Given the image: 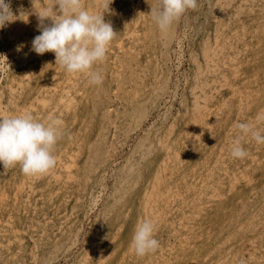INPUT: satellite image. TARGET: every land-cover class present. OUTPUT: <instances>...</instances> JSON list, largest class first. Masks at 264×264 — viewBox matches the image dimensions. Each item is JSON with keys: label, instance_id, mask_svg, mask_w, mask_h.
I'll list each match as a JSON object with an SVG mask.
<instances>
[{"label": "rangeland", "instance_id": "374dc122", "mask_svg": "<svg viewBox=\"0 0 264 264\" xmlns=\"http://www.w3.org/2000/svg\"><path fill=\"white\" fill-rule=\"evenodd\" d=\"M104 3L81 0L116 33L92 85L32 51L35 11L55 0H10L0 118L56 120L62 135L45 175L0 163V264H264V143L236 127L264 135V0H197L166 31L159 0ZM145 220L159 247L141 257Z\"/></svg>", "mask_w": 264, "mask_h": 264}, {"label": "clouds", "instance_id": "9594fccd", "mask_svg": "<svg viewBox=\"0 0 264 264\" xmlns=\"http://www.w3.org/2000/svg\"><path fill=\"white\" fill-rule=\"evenodd\" d=\"M110 3L111 0H105L106 10ZM196 7L197 0H159V9L153 12V19L161 31H166L187 10ZM35 12L42 27L32 41V51L38 55L52 52L56 64L66 72L82 73L88 77L89 84H101L103 77L100 71L94 70V65L104 61L116 36L111 23L105 22L103 15L90 13L82 7L81 0H55L54 8L45 7ZM15 19L10 0H0V29ZM46 19L51 20L50 26H43ZM236 127L244 134L251 133L257 143H264V135L248 123H238ZM61 135L56 120L45 124L30 114L0 118V163L5 171L19 165L25 176L45 175L56 166L52 153ZM247 155L237 139L231 156L243 159ZM153 233L154 225L150 221L137 225L131 241L137 256L158 249L159 241Z\"/></svg>", "mask_w": 264, "mask_h": 264}, {"label": "bare ground", "instance_id": "6f19581e", "mask_svg": "<svg viewBox=\"0 0 264 264\" xmlns=\"http://www.w3.org/2000/svg\"><path fill=\"white\" fill-rule=\"evenodd\" d=\"M122 1V0H121ZM24 4V3H23ZM30 5H32V4H30ZM29 5V6H30ZM42 6V5H41ZM38 10H39V8H38ZM28 12V11H27ZM29 13V12H28ZM30 14V13H29ZM16 15V14H15ZM18 15V14H17ZM133 21V20H132ZM134 21H136V20H134ZM134 23V22H133ZM136 23V22H135ZM15 25V24H14ZM134 26V25H133ZM24 27V26H23ZM12 33V32H11ZM18 33V32H17ZM9 35V34H8ZM131 35V34H130ZM11 37V36H10ZM9 39H11V38H9ZM175 39V38H174ZM20 42V41H19ZM179 42V41H178ZM176 44V43H175ZM179 45V44H178ZM13 46V45H12ZM12 48V47H11ZM17 48H18V46H17ZM14 49V48H13ZM16 50V49H15ZM170 50V49H169ZM10 51V50H9ZM218 51V50H217ZM235 51V50H234ZM21 52V51H20ZM233 52V51H232ZM25 56V55H24ZM212 65V64H211ZM217 66V65H216ZM215 66V67H216ZM161 68V67H160ZM207 68V67H206ZM205 69V68H204ZM214 69V68H213ZM200 70V69H199ZM55 71V70H54ZM205 71V70H204ZM207 72H208V70H207ZM218 80V79H217ZM250 80V79H249ZM201 84V83H200ZM207 84V83H206ZM205 85V84H204ZM208 85V84H207ZM254 85V84H253ZM201 86V85H200ZM229 86V85H228ZM238 90V89H237ZM66 94V93H65ZM210 94V93H209ZM35 97V96H34ZM202 98V97H201ZM195 99V98H194ZM43 100V99H42ZM72 101V100H71ZM205 101V100H204ZM203 101V102H204ZM253 101V100H252ZM249 102V101H248ZM223 104V103H222ZM252 104V103H251ZM195 105H197V104H195ZM224 105V104H223ZM250 105V104H249ZM164 106V105H163ZM241 106V105H240ZM258 107V106H257ZM262 107H264V106H262ZM256 108V107H255ZM195 109V108H194ZM206 109V108H205ZM204 109V110H205ZM160 110V109H159ZM218 110V109H217ZM195 111V110H194ZM209 111V110H208ZM259 112V111H258ZM262 112H264V110H262ZM261 113V112H260ZM239 114V113H238ZM155 115H157V114H155ZM154 115V116H155ZM196 115V114H195ZM219 116V115H218ZM258 116H260V115H258ZM157 117V116H156ZM159 117V116H158ZM262 117H264V116H262ZM195 118H196V116H195ZM251 119V118H250ZM260 120V119H259ZM203 121V120H202ZM201 121V122H202ZM261 121V120H260ZM156 122V121H155ZM249 123V122H248ZM151 125V124H150ZM171 125V124H170ZM168 126V125H167ZM149 127V126H148ZM143 129V128H142ZM209 131V130H208ZM207 131V132H208ZM144 132V131H143ZM189 132H190V130H189ZM137 133V132H136ZM100 135H102V134H100ZM104 135V134H103ZM141 135V134H140ZM250 135V134H249ZM107 136V135H106ZM105 136V137H106ZM194 136V135H193ZM100 137V136H99ZM198 137V136H197ZM227 137V136H226ZM163 143V142H162ZM133 144V143H132ZM128 145V144H127ZM252 147V146H251ZM140 148V147H139ZM135 151V150H134ZM186 155V154H185ZM170 156V155H169ZM252 156H253V154H252ZM69 158H70V156H68ZM118 157V156H117ZM117 160V159H116ZM127 160V159H126ZM262 160H264V159H262ZM127 161H129V160H127ZM169 161V160H168ZM240 161V160H239ZM115 162V161H114ZM197 162V161H196ZM242 162V161H241ZM123 163V162H122ZM114 165V164H113ZM112 165V166H113ZM72 166V164L70 165L69 164V166H68V164H66V167H67V169L66 170H69V167H71ZM3 167V166H2ZM64 167V166H63ZM65 167V168H66ZM197 167V166H196ZM114 169H116V168H114ZM199 171V170H198ZM252 171V170H251ZM68 173H69V171H68ZM168 174V173H167ZM160 175V174H159ZM234 176V175H233ZM156 179V178H155ZM201 180V179H200ZM231 184V183H230ZM150 193V192H149ZM149 195H151V194H149ZM8 198V197H7ZM147 198H149V197H147ZM155 198V197H154ZM168 198V197H167ZM216 198V197H215ZM218 198V197H217ZM147 200H149V199H147ZM90 202V201H89ZM10 218V217H9ZM92 235V234H91ZM12 241V240H11ZM1 244V243H0ZM2 245V244H1ZM87 252V251H86ZM53 254V253H52ZM87 255V254H86ZM105 258V257H104ZM97 260V259H96ZM98 263V262H97Z\"/></svg>", "mask_w": 264, "mask_h": 264}]
</instances>
